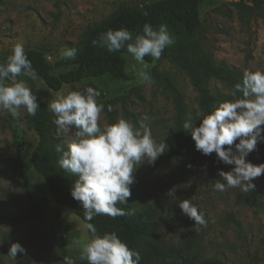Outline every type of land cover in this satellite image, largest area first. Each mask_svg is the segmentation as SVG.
I'll list each match as a JSON object with an SVG mask.
<instances>
[{
    "label": "rangeland",
    "instance_id": "1",
    "mask_svg": "<svg viewBox=\"0 0 264 264\" xmlns=\"http://www.w3.org/2000/svg\"><path fill=\"white\" fill-rule=\"evenodd\" d=\"M154 1L0 0V60L7 59L15 44L22 43L25 52H40L55 63L62 60L63 50L78 49L91 29L120 10H142ZM200 19L199 32L188 40L175 38L159 60L139 64L126 56L127 81L103 76L71 86L96 88L101 93L97 102L116 100L117 121L125 119L138 126L148 115L150 120L145 123L154 140L159 143L165 139L168 150L154 164L138 166L130 186L133 210L155 214L159 231L150 237L153 243L220 264H264V174L253 180L260 204L256 211L247 192L239 188L213 190V181L220 179L218 171L228 172L234 166L218 161L215 153L205 156L195 150L189 132L185 131V147L179 155L174 154L172 141L175 93L187 106V120H195L203 95H207L212 111L219 103L236 99L230 95L226 70L239 71L241 77L245 70H264V6L257 9L248 0H213L202 9ZM139 70L150 74L152 86L137 80ZM30 82L37 101L55 99V93L41 80ZM22 113L23 109L20 116ZM105 123L102 113L100 124ZM194 125L199 126V120ZM51 134L49 149L55 165L75 183L78 177L68 175L57 163L55 146L64 145L65 138L56 135V127ZM32 149L33 137L23 134L18 118L0 112V264H14L7 257L12 243L26 250V255L17 253V264H62L65 256L76 264H86L79 254L90 236L68 208L57 206L49 196L30 166ZM246 160L264 164V142L258 143ZM188 199L204 213L206 227H195L194 221L182 214L178 204ZM30 207L36 209V215L19 220ZM230 213L240 222L241 235L228 221ZM7 217L17 219L14 236H10Z\"/></svg>",
    "mask_w": 264,
    "mask_h": 264
},
{
    "label": "clouds",
    "instance_id": "2",
    "mask_svg": "<svg viewBox=\"0 0 264 264\" xmlns=\"http://www.w3.org/2000/svg\"><path fill=\"white\" fill-rule=\"evenodd\" d=\"M174 43L175 38L166 24L154 28L149 23H145L135 36L125 28L109 29L92 41L94 46L109 53L126 50L139 64H144L145 56L159 60L162 52ZM77 53L78 49L72 47L60 55L62 59L74 60ZM21 76L38 79L24 45L17 43L7 59L0 63V112L19 118L23 109L34 117L39 110L37 97L25 80L18 79ZM136 77L146 87L154 83L150 74L143 70L137 71ZM238 94V98L221 102L212 112H201L195 120H187L182 126L190 133L195 150L205 156L215 153L218 161L234 166L228 172L218 171L220 179L213 181L212 187L219 192L229 188L251 192L256 187L253 180L264 174V164L254 165L246 160L257 144L264 142V70H245L242 82L230 91L232 97ZM100 95V91L91 86L73 89L65 84L64 89L55 93V99L47 103L54 117L56 135L65 138L64 145L55 146L59 154L57 163L60 169L78 177L70 195L79 202L83 227L90 234L80 250L79 259L86 264H140V254L130 249L116 232L97 235L90 221L97 216H126L127 212L117 204H127L130 186L135 182V170L143 163L154 164L168 150V145L165 139L159 143L154 140L150 126L145 123L150 120L148 115L141 118L138 126L125 119L101 126L105 105L97 102ZM107 110L112 111L111 105ZM196 120L199 126L194 125ZM178 207L194 221L195 227L207 226L204 213L190 199L179 202ZM17 253L26 255V250L19 243H12L7 257L14 264H17ZM62 264L76 262L65 256Z\"/></svg>",
    "mask_w": 264,
    "mask_h": 264
},
{
    "label": "trees",
    "instance_id": "3",
    "mask_svg": "<svg viewBox=\"0 0 264 264\" xmlns=\"http://www.w3.org/2000/svg\"><path fill=\"white\" fill-rule=\"evenodd\" d=\"M212 1L157 0L142 10L124 8L85 35L74 60L62 59L50 63L40 52L27 51L25 53L31 61L38 79L49 91L54 93L59 92L65 84H80L84 80L103 76L127 81L125 57L130 55L126 53V50L109 53L104 48L94 46L92 44L93 40L109 29L119 30L125 28L135 36L141 32L145 23L151 24L154 28L160 24H166L174 38L188 40L199 32L201 28V11ZM248 1L257 9L264 6V0ZM145 12L148 13L147 16L144 15ZM5 60H0V63ZM152 61L153 59L150 56L144 57V63L151 64ZM54 70H61V72L55 74ZM226 73L232 89L237 83L242 82L239 71L226 70ZM18 79L25 80L32 91L35 89L29 78L21 76ZM238 97L239 94L236 98ZM37 103L39 110L36 116H30L23 110L22 116L18 118L23 134L33 137V149L29 157L30 166L44 182L46 190L54 203L59 207L68 208L84 224L83 210L79 202L73 200L70 195L74 182L70 181L71 176H65L57 169L49 149V143L53 141L52 129L56 127L52 123L53 116L47 109V102L37 101ZM98 103L105 105L104 114L107 124L116 123L117 113L114 110L116 100ZM172 103L173 149L174 154L179 155L185 147L186 135L182 126L187 121L188 111L186 104L178 93L173 95ZM109 105L112 107L111 112L107 110ZM199 106L200 113L208 114L212 112V106L207 95L200 98ZM67 174L71 175L70 173ZM247 196L251 206L256 211L259 210L260 204L256 191L247 192ZM132 202L133 196L131 195L127 198L126 205L117 204V207H121L127 212L126 216L116 218L97 216L90 221L96 227L97 235H103L105 232H116L130 249L140 254V264H220L215 260L190 256L189 253L181 249L166 248L153 243L150 237H153L159 231L155 214L151 211L135 212ZM34 215H36V209L30 207L29 211L23 213L19 220H26ZM227 218L234 226L236 233L238 232V235H241V224L236 217L230 213ZM16 221L17 219L14 217H7L6 219V223L10 227V236L16 234ZM88 235L90 236V234Z\"/></svg>",
    "mask_w": 264,
    "mask_h": 264
}]
</instances>
